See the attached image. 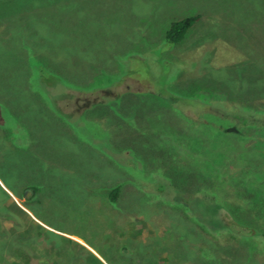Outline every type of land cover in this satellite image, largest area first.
<instances>
[{
  "label": "rangeland",
  "instance_id": "1",
  "mask_svg": "<svg viewBox=\"0 0 264 264\" xmlns=\"http://www.w3.org/2000/svg\"><path fill=\"white\" fill-rule=\"evenodd\" d=\"M101 252L264 264V0H0V264Z\"/></svg>",
  "mask_w": 264,
  "mask_h": 264
},
{
  "label": "trees",
  "instance_id": "2",
  "mask_svg": "<svg viewBox=\"0 0 264 264\" xmlns=\"http://www.w3.org/2000/svg\"><path fill=\"white\" fill-rule=\"evenodd\" d=\"M198 18H199L198 14H191V15H187L185 17H182L180 19H175V20L171 21L168 28L166 29V32H165L166 43L167 44L179 43L184 38V36L187 33V31L189 30V28L194 24L195 21L198 20ZM39 66H41V65H39ZM41 71H45V69L44 68L42 69L41 67H39V72H41ZM176 98H180L181 100H184V98H182V97H176ZM210 174H214V172L212 170H210V172L207 174V176L209 177ZM214 175H216V174H214ZM119 191H120L119 185L114 186L109 190L108 199L112 203H115L117 201ZM229 212L231 214L235 215V213H233L232 211H229ZM236 222H234L233 220H230L228 223V226L226 227V230L227 229L231 230V229H233L234 226H237L239 222H237V223ZM202 223H204V222H202ZM239 225H243V224H239ZM101 254L104 257H107L106 256L107 254L105 252H101ZM91 255L93 256L94 264H103V262L98 257L94 256L93 254H91ZM181 256L184 258V255H181ZM25 258L28 260V257L26 255L24 256V259ZM107 258L110 259L109 257H107ZM110 263L115 264L112 260L110 261ZM13 264H16V263L14 262ZM145 264H148V263H145Z\"/></svg>",
  "mask_w": 264,
  "mask_h": 264
},
{
  "label": "water",
  "instance_id": "3",
  "mask_svg": "<svg viewBox=\"0 0 264 264\" xmlns=\"http://www.w3.org/2000/svg\"><path fill=\"white\" fill-rule=\"evenodd\" d=\"M30 193V190L26 189L25 193H24V196H28V194Z\"/></svg>",
  "mask_w": 264,
  "mask_h": 264
},
{
  "label": "flooded vegetation",
  "instance_id": "4",
  "mask_svg": "<svg viewBox=\"0 0 264 264\" xmlns=\"http://www.w3.org/2000/svg\"><path fill=\"white\" fill-rule=\"evenodd\" d=\"M26 191V190H25ZM25 193V192H24Z\"/></svg>",
  "mask_w": 264,
  "mask_h": 264
}]
</instances>
